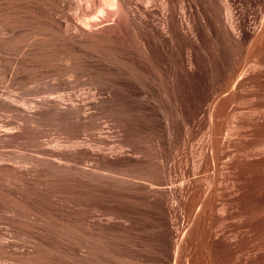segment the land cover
<instances>
[{"label":"rangeland","instance_id":"374dc122","mask_svg":"<svg viewBox=\"0 0 264 264\" xmlns=\"http://www.w3.org/2000/svg\"><path fill=\"white\" fill-rule=\"evenodd\" d=\"M160 1H157L158 7L155 4L157 8L154 6L156 10L151 9L153 10L152 13L156 12V14L153 13L155 16L152 20H155V24L157 23V28L163 26L161 25L163 19L161 9L159 10L161 8ZM198 1H190L193 8L190 7L189 2L186 3L192 12L199 14L195 25L202 32V39L197 40L196 36L188 29L189 24L187 23L191 21L188 19L189 14L186 16V20L185 16L181 18L176 12L175 14L178 15L177 20L176 15H174L175 20L173 17L171 22L174 25L178 21H183V23L176 24V27L171 24L175 33L172 32L171 25V29L169 28L170 33L168 29H165V31H168L165 32L158 28L159 32L161 31L163 34V41L158 39L155 43L152 41L157 46L150 45L149 47L148 45L147 52L143 49L144 47H141L145 53L139 49L140 45L143 46L144 43V39H141L144 37V35L142 37L143 33L140 31V34H136L138 33L134 30L136 28L133 26L134 29H131L132 25L127 24L125 19H123L125 21L117 20L118 23L116 20L107 22L104 26L102 25L103 27L100 26L101 29L96 26L95 31L96 29L103 30L109 36H104L103 31L99 33L100 39L95 38L98 37V33L96 36L94 35L95 40L91 38L93 42L89 43L87 50L84 51L88 55H85L79 49L75 50L79 67L83 68L86 64L85 57H83L86 56L87 59L102 65V73L107 71L110 74L109 76H113L112 78H116V82H118L110 83L106 76L94 79L86 75H80L76 86L71 85L59 93V95L65 96L63 101H65L66 107L73 104L74 101L75 104H81L83 100L82 104H88L93 98H95L94 100L97 97H99V100L102 99L104 115L103 118L100 117L101 122L99 121L102 126L96 132L102 135L105 132L104 135L108 143L105 147L109 145L110 150L112 148H114L112 150H117L114 152L115 154L113 152L112 154L110 153L112 150L107 152V148H105L103 152L109 154L108 157L110 156L113 159L102 158V161L108 160L107 163L103 164V166L105 165L104 169L102 165L100 167L102 169L98 168L100 171L96 169L95 161L92 159H96L97 153H95L94 148L88 146L90 143L84 141L89 139L88 136H82L81 139H71L64 129L57 126H46L44 127V137L41 139L44 148L48 150H56L55 145H58L57 150L70 152V149L66 146L70 140H73L80 141L83 145L86 144L81 147L82 150L92 151L91 153L96 154L95 157L94 155L90 156L94 158L83 160L78 164L70 162L69 165L72 167H81L80 169L93 170L94 172L97 170V173H103L107 176L113 175V177H119V179L121 177L123 180L127 179L126 181L133 180L142 184L154 183L158 189L166 192L179 190L183 186L182 191L185 194H182V197L184 200L179 201L175 194L169 195L170 199L172 198V201L176 203L177 216L172 217L170 223L166 221V215L161 213L158 216L150 217V215L144 213L143 206L140 203H137V205L121 201L119 196L117 199L114 198L117 195L113 192H110L112 196L108 195L110 194L108 191H106L107 197L104 193L99 192L96 184L91 186L92 188L87 194H82L83 199H80V189L78 191V187H81V183L76 180L75 175L71 173L72 175L64 176L54 172L55 175L48 173L46 177H42L35 183L33 188H25L26 200L15 199L12 203L15 208L34 212L44 220L40 222L42 226L37 230L43 237L42 240L37 239V233L26 232L17 228L15 222H9L8 218L2 219V222H0V232L4 236L3 240L21 242L24 239L26 246L39 243L44 251L41 264H75L78 242L75 235L74 211L77 208V203L83 202L82 208L84 207L83 211L85 212H83V215L86 214L84 216L86 219L92 220V216L95 215L94 219L97 217L106 222V219L113 217L110 213L112 211L113 213L120 212V214H124L125 220L123 217L120 218L122 221L115 220V223L121 226L120 222L124 223L128 214H135V219H137L134 223L135 233L139 232H137V238L135 236L130 237L125 233L117 235L111 233L113 235H109L110 232L107 231L106 233L102 229V231H98L99 234L96 232L97 235L93 233L94 237L91 235L92 237L88 239L89 243H87L84 251L86 252L87 248H89L88 250L93 249L94 251L91 252H94L95 255H92L99 257L96 259H99L97 263L94 257L93 264H105L109 254L112 260L120 258V261L119 259L115 260L114 264L118 262L119 264H162L163 262V264H264V1L215 0L213 5H210L213 0H207L209 4L207 1L201 0L200 2L203 5ZM204 1L207 5H204L206 4ZM178 3L180 4V0H174L176 8V5L179 7ZM209 5L213 6V9L208 7ZM203 6L208 7V9H204ZM199 7H201L202 12L205 10L207 12L205 11L202 14L200 10H197L200 9ZM228 8L231 9L233 14L226 12ZM208 10L212 12L214 10L217 15ZM75 13V10L69 11V14L73 17ZM200 14H202V18L207 15L208 17L201 19V21L199 19L201 18ZM78 15L76 20L81 22L83 16ZM231 16L234 17V20ZM80 18H82L81 21ZM204 20L205 22H203ZM218 20L219 22L222 20L223 23L222 21L218 23ZM119 22L123 24V28L121 24L117 27ZM201 23H205L206 27ZM179 24L182 25V27L180 25V32L177 31L180 28ZM126 25H130V28ZM161 29H164V27H161ZM121 30L123 31L121 32ZM182 30L185 31L182 32ZM128 32H130V36L127 34ZM163 32L166 34L164 35ZM132 33L137 36L133 38ZM168 33L171 36L166 37ZM180 34H184L183 37ZM48 38L50 37L48 36ZM172 38H174V41H172ZM63 40H66V38L63 37ZM168 40H171V43H169L170 48L167 44ZM194 40H197L196 43ZM56 42L57 40H51L47 43L56 50H62L61 45L55 44ZM158 42L161 46L164 44L166 47H159ZM174 45H177V47ZM156 47L159 48H157L158 52ZM154 51L155 54L157 53L156 55L152 53ZM149 53L151 56L147 55ZM134 59H137V62ZM168 59L169 61H167ZM183 62L186 66H183ZM139 63H142V66ZM133 64L137 65L134 66L138 73L132 69ZM86 66L88 65L86 64ZM112 66L125 69L127 67L128 73L125 75H129L126 77L123 75L125 77L124 81H122L123 76H119L121 80L117 79L118 76H114ZM148 66L150 69H148ZM137 67L146 69L144 71L141 68V71H139ZM131 70L135 71V76H133L134 72L132 73ZM143 71L145 74H143ZM130 73L133 74L132 78ZM148 73H150V77L147 76ZM0 76L6 81L5 84H2L3 81L0 83V98L6 101H13L16 96L41 100L47 94L40 93L41 95H37L39 93H34L31 89L38 86L43 87L49 82H55V80L52 81L53 79L47 78L41 82L42 85L41 83L39 85L38 83H30L26 86L27 89L22 91V88L20 90L18 86L13 90L9 85V83L11 84L9 76L4 75V73H0ZM134 77L135 80L138 79L137 83L134 80L132 81ZM143 78L145 80L149 79L145 81ZM96 83L111 88L116 95L109 99L106 92H96ZM147 84H151V89L148 88L149 85ZM134 85L145 92L141 89L138 90V87V89L134 88ZM130 89L133 90V93ZM134 89L135 92L137 91L140 94L136 93L135 95ZM148 90L151 92L150 94L147 93ZM7 91L11 92L7 94ZM95 93L99 94L96 95ZM92 94L95 95L92 96ZM67 96L72 99H68ZM16 105L21 106L20 103H16ZM85 107L88 114L97 111L93 105ZM13 122H15V119L11 113L0 110V127ZM36 150L37 148L32 146H14L7 149V151L27 156L37 154ZM103 152L101 155H105ZM117 152L121 153V156ZM133 160L134 162L138 161L139 164L136 163L135 166H139V168L130 165ZM144 166L148 169L143 168ZM72 171L75 173V169ZM101 194L106 197L104 198ZM27 200L33 201L37 208H34L33 204L28 203ZM96 207H98V211ZM110 208L111 210H109ZM107 212L110 213V217ZM8 214L11 216L12 213L9 212ZM195 214H198L197 218ZM194 217L196 222L193 220ZM126 222L123 225H128ZM184 224L186 225L182 228V233L186 237H184V243H182L184 245H182L184 250H181L183 257L179 256V261L168 259V254H174L175 250H172L173 252L163 250L162 252L157 247L167 241L168 243L173 240L175 242L171 234ZM154 245H157V247H154ZM109 246L112 247L109 248ZM113 246H117L118 249ZM103 247L104 250L112 249L113 255L110 251L107 252L109 254L105 253ZM113 250H118L117 255L116 252L114 255ZM135 251L141 252L137 255ZM118 253L120 256H118ZM165 256L166 260H164Z\"/></svg>","mask_w":264,"mask_h":264},{"label":"bare ground","instance_id":"6f19581e","mask_svg":"<svg viewBox=\"0 0 264 264\" xmlns=\"http://www.w3.org/2000/svg\"><path fill=\"white\" fill-rule=\"evenodd\" d=\"M157 1L156 0H0V73H2V74L4 73V75L6 74L7 76L10 77L9 79L11 81V84L9 82L8 83H9V85H11L13 90H15L14 88L18 86V87H20L19 88L20 90L22 88V91H25L27 89L26 86L28 84L38 83V85H39V83H41L42 81H44L47 78L53 79L52 81L55 80V82H53V83L49 82L48 84H46L43 87L38 86V87H35V89L34 88L31 89L34 93L35 92L39 93L37 95H41L40 93L47 94V96L43 97L41 100H31V99L21 98V97H17V96L16 97L13 96V97H15L13 101H6V100L0 98V110L11 113L12 117L15 119V122L10 123V124H6V125H3L0 127V222H2V219L8 218L9 222H11V223L15 222V226L17 228H19L23 231H26V232L37 233V239L42 240L43 237L39 234V232L37 230H38V228H40L42 226L40 222L44 221V220L41 219L39 215H36L34 212H29L28 210H25V209L15 208L12 205V203L14 202L15 199L21 198V199L26 200V197L24 195V189L25 188H33L35 183L37 181H39L42 177H46L48 175V173L55 175L54 172L61 174V175H64V176L65 175L68 176V174L69 175H72V174L75 175L76 180L79 183H81V187L83 186L82 188L78 187V191L80 189L79 196H81L82 194H84V195L87 194L88 191H90V189L92 188L91 186L93 184H96V186L98 185L97 188H98L99 192L104 193V195H106V193H107L106 191H108L109 193L113 192L117 195L116 197L114 196V198H116V199L119 196L121 198V201L123 200L124 202H128L130 204L140 203V205L143 206L144 213H146L147 215H150V217L154 216V215L158 216L159 213H161L162 215H166V221L168 223H170L172 217L177 216L176 203L172 201V198L170 199V196H172V194H175V196L178 198L179 201L184 200L182 197V194H185L182 191L183 186L179 190H177V189L175 191L169 190V192L168 191L166 192L165 190L158 189L154 183L142 184L140 182H136L133 180L126 181L127 179L123 180V178L121 179V177L119 179V177H115V176L113 177V175L107 176V175H103V173L102 174L97 173V170H95L96 172H94L93 170L80 169L81 167L80 168H78L76 166L72 167L71 165H69L70 162H74V163L78 164V163L83 162V160L85 161L87 159H90L91 158L90 156L94 155V153H91L92 151L82 150L81 147L82 146L84 147L86 145L85 143L83 145L80 141H79L80 142L79 143V142L70 140L69 144L66 146V148L70 149V152H63V151L57 150V148H59L58 145H55L56 150H48V149L44 148V143L41 141V139L44 137L43 136L44 132H45L44 127H46V126H57L59 128L64 129L68 133V135L70 136L71 139L80 138L82 136H88L89 139L84 140V141L86 143H90V145H88V146L89 147L91 146L92 149L94 148L95 153H97L96 159H92L95 157L96 154L94 155V157L91 158L92 160L95 161V164H96L95 166L97 168L95 166L94 167L96 169H98L102 165V167L104 169L105 165L103 166V164L107 163L108 160L106 158L107 161H102V158L108 157L109 154L107 155L103 151L105 150V148H107V150H106L107 152L110 149L108 148L109 145H108V147H105L108 144L106 137L104 135L105 132H103L104 133L103 135L105 138L103 137L102 134H99L96 132L102 126L100 123L101 122L100 117L103 118V115H104L102 103H101L102 99L99 100L98 99L99 97H97L96 100H94L95 98H93V100H91V102L88 104H82L83 100L81 101V104L80 103L75 104V101L73 99V101H74L73 104L69 103L71 105H67V107H66L65 101H63L65 99V96L59 95V93H61V91H64L65 89H67L71 85L76 86L78 84V79H79L80 75L81 76L86 75L89 78L91 77L94 79L95 78L98 79V77L106 76V78H108L110 83L117 81L116 78H112L113 76L110 77L109 76L110 74L107 71H104L102 73V71H103L102 65H99V64H97V62H94L90 59H87L86 56H83V57H85L84 60L86 61V64L88 66H86V64H85L84 67L82 65L83 68H81V66L79 67L77 64V53L75 52V50L79 49L85 55H88V53H85L84 51L87 50L86 48L88 47L89 43L91 44V42H93L91 38H93V40H95L94 37L98 33V35H97L98 37H95V38L100 39L99 33H101L100 31H103V30H97L96 29V31H95L96 26L101 29L100 26H102V25L104 26V24L107 22H110L112 20H114V21L116 20V22H117V20L122 21L123 19H125L127 24L132 25L131 29L136 28V29H134V30L138 31V33H136V34H140V31L143 33L142 37H143V35H144V37L143 38L139 37V38H141L142 40L144 39V43L142 41L143 46L140 45L139 49H141V47L142 48L144 47L143 49L147 52L148 45H149V47H150V45H152V46L156 45L157 46V44H154L155 41L157 39L160 41H163V39H164L163 34L161 33V31L159 32L158 28H160V30H164V31H165V29L170 30L171 26H172L171 24H173V22H171V19L174 17V20H175L174 15H176L175 13L178 12L177 14L180 15L181 18L183 16H185V18H186V16H188V14H189L188 19L191 21H190V23H187L189 21L186 22L187 24H189L188 29H190V31L196 36L197 40L200 38L202 39V32L199 31L198 27H196V25H195V21L197 20L199 14L197 15L195 12H192L191 9L189 8V6L187 5V3L188 2L190 3L191 0L188 2L186 0H180V4L178 3L179 7H178V5H176L178 8L177 11H176L177 8L175 7V4H174V0H161V1L159 0L161 2V4H160L161 8H159V10L161 9L160 12H161V15L163 18L162 22H161L162 23L161 25H163V26H161V25L160 26L164 27V29H161V27L157 28V25H156L157 23L155 24L154 23L155 20H152V18H154L153 16H155V15H153V13L156 14V12L154 11L152 13L151 11H153V10H151V9L154 8L155 4L157 5ZM175 1H177V0H175ZM193 1L195 2L198 0H193ZM200 1H198V2H200ZM205 1H207V0H205ZM214 1L215 0L211 1L212 4H210V5H213ZM261 1H264V0H261ZM200 3H202V2H200ZM208 4H209V2H208ZM225 4H226V2H225ZM192 5L193 4H191L190 7ZM197 5H199V4H197ZM197 5H196V8H197ZM202 5H203V3H202ZM204 5H207V3ZM210 5L208 7L212 8L213 6H210ZM158 6L159 5H157V7ZM208 7L207 8L204 7V9H208ZM192 8H193V6H192ZM199 8L200 9H197V10L201 11V7H199ZM211 8H209V9H211ZM229 8H230V6H229ZM229 8H228V11L226 10V12H230L231 14H233L231 9H229ZM73 10L76 11L74 17L69 14V11H73ZM192 10L194 11V9H192ZM214 10H215V8H214ZM214 10H213V12L210 10H208V11L216 14V12H214ZM205 11L207 12V10H205ZM205 11H203V12L205 13ZM203 12H202V14H203ZM157 13L159 14L158 9H157ZM78 14L80 15V17H81V15L83 16V19L80 18V21L82 19L81 22H77V20H76ZM202 14H200V16ZM207 14H205V15H207ZM178 15H176V20H177ZM221 15H223V14H221ZM207 17H208V15L205 18L204 17L203 18L206 19ZM203 18L201 16V18H199V19L201 20ZM233 18L234 17H232V19ZM219 19H221V18H219ZM232 19L230 18V20H232ZM125 20H123V21H125ZM179 20H181V19H179ZM186 20H187V18H186ZM222 20L224 21V19H222ZM223 21H222V23H223ZM116 22H115V24H116ZM180 22L178 21V23H180ZM203 22H205V20ZM220 22L218 20V23H220ZM122 23H124V22H122ZM174 23H175V21H174ZM178 23L176 22V24H178ZM182 23H183V21L181 22V24ZM230 23H231V21H230ZM233 23H234V21L232 22V24ZM120 24L121 23L119 22V24H117V27H118V25L120 26ZM181 24H179V27ZM207 24L209 25L210 23H207ZM122 25L123 24H121V26ZM175 25H174V27H176ZM202 25L205 26V23H203ZM126 26L129 27L128 25H126ZM133 26H134V28H132ZM223 26H224V24H223ZM227 26H229V25H227ZM123 27L124 26H122V28ZM127 27H126V29H127ZM174 27L172 26L171 30H173ZM181 27H182V25H181ZM181 27L180 28L177 27L178 30L176 28H175V30L180 32ZM201 28H203V27L201 26ZM126 29H124V30L126 31ZM183 29H184V27H183ZM128 30L130 31V29H128ZM171 30L169 31V33L171 32ZM122 31L123 30H121V32ZM183 31H185V30H182V32ZM165 32H168V31H165ZM172 32H174V30ZM103 33H104V31H103ZM129 33L130 32H128L127 34L129 35ZM169 33H168V35H166V37L171 36V35H169ZM127 34H125V35H127ZM132 34H131V36H132ZM134 34H133V36H134L133 38H135L137 36L136 34L135 35ZM165 34L166 33H164V35ZM103 35H101V37H104L107 34H105L104 36ZM175 35L177 36V33ZM182 35H184V34H182ZM48 36L50 38H48ZM107 36H109V35H107ZM138 36H140V35H138ZM63 37H65L66 40H63ZM173 37H175V36H173ZM104 39H105V37H104ZM173 39L174 38H172V41H174ZM175 39H176V37H175ZM177 39H178V36H177ZM189 39H191V38H189ZM51 40H57V42L55 44L61 45L62 50H56L52 46L48 45L47 42L51 41ZM108 40H109V38H108ZM165 40H166V38H165ZM128 41H130V40H128ZM168 41H166V42H168ZM170 41L167 43L168 45H169V43H171ZM196 41H195V43H196ZM182 42H184V41H182ZM185 42H187V41H185ZM198 42H200V41H198ZM198 42H197V44H198ZM137 43H139V42H137ZM142 43L140 42V44H142ZM131 44H130V47H131ZM158 44H160V43L158 42ZM172 44H174V43H172ZM137 46H139V45L137 44ZM162 46L166 47V46H164V44ZM162 46H161V44L159 45V47H162ZM174 46L177 47V45H174ZM152 48H151V50H152ZM157 48L158 47H156V50H157ZM169 48H170V45H169ZM153 50H155V49H153ZM132 51H133V49H132ZM132 51H131V53H132ZM141 51H143V50L141 49ZM157 52H158V50H157ZM152 53L155 54V51ZM154 54H152V55H154ZM138 55H140V54H138ZM147 55H150V53ZM126 57H128V56H126ZM165 57H166V55H165ZM191 57H193V56H191ZM131 58H132V56H131ZM145 58H147V57H145ZM171 58H173V57H171ZM137 59H138V57H137ZM137 59H134V60L137 62ZM139 60H141V59H139ZM148 60H149V58H148ZM189 60L191 61V59H189ZM167 61H169V59ZM129 62H130V60H129ZM146 62H147V60H146ZM121 64H122V62H121ZM141 64H140V66H142ZM79 65H80V63H79ZM124 65H122V66L125 67L126 65L125 66ZM134 65H136V64H133L132 69L136 70ZM184 65L185 64L183 62V66ZM143 66H144V64H143ZM141 68L143 69V67L138 68L139 71H141L140 70ZM111 69L114 70L113 71L114 76L115 75L118 76L117 79H119V76L122 77L124 75L126 77L129 75V74L125 75L128 73L127 67L125 69L122 67H113L112 66ZM145 69L146 68H144L143 70L145 71ZM148 69H150L149 66H148ZM134 70H131L132 73L134 72V75L132 73H130L131 78H132V75L135 76ZM131 71H129V72H131ZM149 71L151 72V70H149ZM136 72H137V70H136ZM143 74H145V72ZM148 74H147V76L150 77V73H148ZM124 76H123L122 81L125 80ZM65 77H66V79H65ZM127 78H129V77H127ZM144 78H143V80H145ZM147 79H149V78H147ZM108 80H106V81L108 82ZM119 80H121V79H119ZM133 80L136 82L138 79L135 80V77H134L132 79V81ZM141 80H142V77H141ZM150 80H148V81H150ZM2 81H3L2 84L6 83V81L3 80V77L0 76V83ZM47 82H48V80H47ZM116 83H118V82H116ZM122 83H124V82H122ZM122 83H121V85H122ZM128 83H130V82H128ZM139 83H140V80H139ZM143 83L146 84L144 81H143ZM41 85H42V83H41ZM136 85H138V84H136ZM136 85H134L135 86L134 88H136V89L139 88L138 90H140L141 88L138 86H137L138 87L137 88ZM147 85H149V84H147ZM147 85H146V87H147ZM150 85L148 87L149 89H151ZM125 86H127V85L125 84ZM11 87H9V88H11ZM110 87H113V86H110ZM128 87H130V86H128ZM148 88H146V89H148ZM95 90H96V92H99V93L106 92L107 97L109 96V99H111L110 97H112V96L114 97V95H116L114 93V90H112L111 88L102 86V85L97 84V83L95 84ZM17 91H19V90L17 89ZM32 91H30V92L33 94ZM132 91L133 90H131V92ZM9 92H11V91H9ZM9 92L7 94H9ZM134 92H135V89H134ZM143 92H145V91H143ZM148 92H149V90L147 91V93ZM136 93H137V91L135 92V95H136ZM150 93L151 92H149V94ZM95 94H92V96ZM98 94H96V95H98ZM137 94H140V93H137ZM131 95H134V94H131ZM151 96H152V94H151ZM67 97H69V96H67ZM137 97H138V95H137ZM68 99H72V98L69 97ZM92 101H94V102H92ZM67 102H66V104H68ZM16 103H20L21 106H17ZM104 104H105V102H104ZM64 105H65V107H64ZM88 105H93L94 108L98 112L96 111V113L94 112V113L88 114V112H86V110H85V108H86L85 106H88ZM99 131L102 133L101 130H99ZM14 146L36 147L37 148V150H36L37 154L27 156V155H20V154L11 152V151H7V149L14 147ZM112 149H114V148H112ZM96 151H98V152H96ZM115 151H117V150H112L110 153H112V152L114 153ZM102 152L105 153V155H107V156H105L104 154L101 155ZM117 153L119 155L121 154L119 152H117ZM108 158H110V156ZM123 159H122V161H123ZM145 160H146V158H145ZM61 161H63V162H61ZM109 162H110V160H109ZM113 162H115V161H113ZM133 162H134V160L132 161L133 165L130 163L129 164L131 166L136 167L135 164L138 161L134 162V163ZM138 164L139 163H137V165ZM136 168H139V166ZM143 168H145V166ZM73 169H75V173L72 171ZM100 169H102V168H100ZM145 169H148V168H145ZM98 171H100V170L98 169ZM101 195H103V194H101ZM108 195L112 196L111 193ZM106 196H104V198ZM80 199H83V197L81 196ZM111 199H112V197H111ZM78 200H79V197H78ZM80 201H83V200H80ZM107 201H108V198H107ZM113 201H115V200L113 199ZM27 202L30 204L32 203L33 207L37 208L33 201L27 200ZM81 203H79V202L77 203L78 204L76 206L77 208L74 211V214H75L74 225L76 228V232H75L76 234L75 235H76V240L78 242L77 246H76L77 247L76 248L77 254L75 257L76 258L75 264H93L94 263V257L95 256L92 255V254H94V252L93 253L91 252L93 249L88 250L89 248H87L86 252L84 251V249L87 247L86 246L87 243H89L88 239L93 236L92 234L93 233L96 234V232L99 234L98 231H100L101 229L105 230L106 233H107V231L110 232L109 235H113V234L117 235L120 233H125L130 237H134V236H135V238L138 237L139 232L137 231L138 233L136 232L137 233L136 234L135 228H134V223L136 222L135 220H137V219H135L136 218L134 216L135 214H132V215L128 214V216H127L126 215L127 213H126L125 215L127 217L126 216L125 217H126L127 222L126 221H124V223L120 222V224H122V226L119 225L118 223H115L116 222L115 220H121L122 221V219H120L122 217L125 220L124 214L123 213L120 214V212L119 213H115V212L113 213V211L112 212L109 211L111 213V217H112V215H113V217L110 219L108 218L109 220L106 219V222L103 221L102 219H98L97 217H96V219H94L95 215L92 216V218L94 220L93 219L92 220L86 219V217H84L86 214L83 215V212H84L83 211L84 207L82 208L83 202H81ZM130 204H128V205H130ZM118 206H119V204H118ZM97 208L98 207H96V209ZM94 210H92V211H94ZM109 210H111V208ZM97 211H98V209H97ZM9 212L12 213L11 216L8 214ZM96 213H94V214H96ZM110 213H108V215ZM105 215H107V214H105ZM121 215H123V216H121ZM199 215H200V213H199ZM197 216H198V214L196 215V218H197ZM88 217H90V216H88ZM109 217H110V215H109ZM153 219H154V217H153ZM193 220H195L194 222H196L195 217ZM155 221H156V219H155ZM125 222L128 223V225L127 224L123 225V224H125ZM153 225H155V224H153ZM185 225L186 224H184L182 227H180L177 230H175L174 232H172L171 237H174L175 242H174V240L170 241L169 243L167 241L162 245L159 243L160 245L158 247H157V245H154V247L156 246L157 248L162 250V252H163V250H165V251L168 250V252L169 251L173 252L172 250H175V253L174 254L172 253V255L170 253L168 254V252H167V254H168L167 258L173 259V260L177 259V261H179V259H178L179 256L183 257V255L181 254V250L183 249L182 247L184 245L182 243H184L183 239H185L184 237H186V236L183 235V233H182L183 229L182 228ZM105 231H103V232H105ZM102 233H100V234H102ZM111 233H113V234H111ZM3 238H4V236L0 232V264H41L42 263L44 251H43V247L39 243H34L36 245H35V247H33L34 244H33V246H26L24 244V242H26V241H24V239H22L21 242H16V241L10 242L9 240L8 241L3 240ZM92 241H93V239H92ZM92 245H94V244L92 243ZM38 246H40V247H38ZM111 247L112 246H109V248H111ZM113 247L117 248V246H113ZM106 248H108V247H106ZM103 250H104V247H103ZM105 250H104L105 253L110 251L112 253L111 255H113L112 249L111 250L105 249ZM134 250H135V248H134ZM117 251H114V255H115V252L117 255ZM135 253L137 255H139L138 251H135ZM107 254H109V253H107ZM163 254H165V253H163ZM179 254H181V255H179ZM107 256H109V257L107 258L105 264H114L115 260H118V259L120 261V258L112 260L110 254ZM118 256H120L119 253H118ZM182 257H180V258L182 259ZM97 258H99V257H95V260ZM113 258H114V256H113ZM115 258H117V257H115ZM164 258H162V259H164V260L167 259L166 256ZM98 260H96V263ZM177 261H174V262H177ZM168 263H169V261H168ZM117 264H119V262Z\"/></svg>","mask_w":264,"mask_h":264}]
</instances>
